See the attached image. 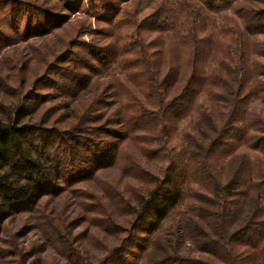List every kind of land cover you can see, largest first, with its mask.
<instances>
[{"label": "rangeland", "instance_id": "obj_1", "mask_svg": "<svg viewBox=\"0 0 264 264\" xmlns=\"http://www.w3.org/2000/svg\"><path fill=\"white\" fill-rule=\"evenodd\" d=\"M176 1L174 15L180 22L173 24L164 39L179 45L177 33H189L192 20L191 6L185 4L188 0ZM164 2L0 0V119L7 122L24 109L29 114L25 123L37 127L35 138L58 165L61 177L58 194L5 222L0 264H117L134 261L137 254L142 257L138 264H164L167 259L174 264L181 258L199 264H264V242L258 248L241 249L232 243L226 250L221 243L210 253L198 246L203 245L205 229L212 240L221 241V228L236 235L252 222H264V85H260L264 83V0H228L226 10H217L201 24L204 33H211L223 48L217 46L211 64L219 66L233 59L243 67L244 57L249 60L244 67L254 85L260 86L247 107V121L254 126L248 134L253 139L234 156L218 162L215 173L223 184L253 175L256 194L237 188L235 196L222 200L212 193H194L181 210L202 209L204 219L183 212L191 224L197 221L202 226H193L194 231L185 237L180 236L181 222H168L152 238L147 252L140 254L137 248L143 245L139 239L145 237L143 218L134 210L137 200L146 194L149 181L164 177L170 162L166 155L152 151L156 149L153 135L130 128L129 117L140 107L133 95L143 98L147 93L131 76L146 74L141 65L144 60L133 53L140 52L139 34L147 48L158 49L164 41L147 20L142 23ZM240 33L246 36L241 42ZM117 45L129 66H119L118 61L110 64ZM238 75H244L242 69ZM205 97L207 107L216 108L215 118L233 109L219 100L213 104L208 96L199 102ZM196 121L181 122L173 139L164 141L170 152L167 156L197 133ZM214 153L211 161L219 154ZM130 228L131 234L125 233ZM259 237L244 234L251 240L248 243Z\"/></svg>", "mask_w": 264, "mask_h": 264}, {"label": "trees", "instance_id": "obj_2", "mask_svg": "<svg viewBox=\"0 0 264 264\" xmlns=\"http://www.w3.org/2000/svg\"><path fill=\"white\" fill-rule=\"evenodd\" d=\"M200 3L197 0H188L185 3L188 7L191 6L192 21L188 24L190 23L192 29L187 34L177 33V45L176 42L164 38L173 24L180 22L174 15L178 2L165 0L162 5L153 9L154 13L142 20V23L147 20L152 32L160 34V39L164 41L158 45V49L151 45L147 48L142 44L139 34L137 48L140 52L133 53L139 56L136 58L144 60L141 65L144 66L146 74H143L145 79L137 72L131 73V76L137 79L136 85L146 87L147 93L143 98L133 95V101L140 107L129 117L130 121H133L130 128L132 131L153 135L151 138L156 149L152 151L166 155L170 162L164 169V177L148 182L146 194L139 196L138 207L134 209L137 217H142L144 222L141 223V234L145 237L139 239L143 245L137 247L141 251L140 254L149 250L152 238L168 222H177L179 225L181 222L180 233L183 235L180 236L185 237L190 236L189 231H194L193 226H202L195 220V224H191L189 217L183 213L195 214L204 219L203 216L206 215L202 214V209L199 212L198 207L195 212L181 210L194 193H212L223 200L224 197L235 196L237 188H244L248 195H255L257 192L254 189L256 182L253 175L246 180L237 177L236 181L226 184L215 176L218 162H224L226 158L234 156L239 148L249 146V140L253 139L248 134L249 129L254 126L247 121V107L250 99L257 96L260 86L254 85L253 76H250L248 68L244 67L249 61L244 57L243 67L233 59L231 63L221 61L219 66L211 64L209 60L215 49H218L217 46L222 48V45L216 43L211 33H204L206 30L202 29L201 24L212 19L217 10H226L228 0H221L220 3L216 0H203ZM182 5L184 4H180ZM244 38L246 36L240 33V42ZM241 55L243 56V52ZM124 56L119 45L115 46L114 59L109 58L110 64L118 61L121 62L119 66H129V61ZM241 69L244 75L239 76ZM261 83L260 85H264ZM119 89L124 91L121 83ZM203 96H208L213 104L217 100L221 101L223 106L229 103L233 109L228 115L215 118L216 108L207 107V97L199 102ZM27 114L21 109L7 122L0 119V242L6 221L13 216L35 210L43 198L60 192L57 184L61 179L58 165L48 157L46 149L38 144L35 138L37 127L25 123ZM188 118L197 119V133L186 137L187 140L179 145L178 149L171 147L172 155L167 156L170 152L164 147L165 143L173 139L178 125ZM221 149L224 152H220ZM215 151L219 154L211 161L210 156H213ZM103 160L107 161L105 158ZM193 185L199 186L200 189H195ZM127 204L129 206V203ZM203 212L207 213L205 210ZM218 225L220 226L219 223ZM249 225L242 232L238 230L236 235L230 234L229 230L219 229L221 241L212 240L205 229L201 235L204 237L203 245H197L207 253L221 243L224 250L232 243L235 245L233 247L238 249L246 246L258 248L257 244L264 242V222L255 221ZM131 230L125 229V233L131 234ZM244 234L254 238L260 237L255 242L248 243L251 240H246ZM135 256L134 261H121L117 264H138V259L141 260L142 257L138 254ZM168 260L164 264H169ZM189 262V259L181 258L174 264H199Z\"/></svg>", "mask_w": 264, "mask_h": 264}]
</instances>
